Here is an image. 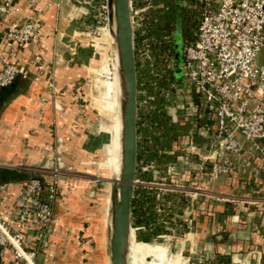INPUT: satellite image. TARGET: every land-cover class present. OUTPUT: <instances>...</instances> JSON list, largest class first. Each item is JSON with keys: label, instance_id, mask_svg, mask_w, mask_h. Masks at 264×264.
<instances>
[{"label": "crops", "instance_id": "crops-1", "mask_svg": "<svg viewBox=\"0 0 264 264\" xmlns=\"http://www.w3.org/2000/svg\"><path fill=\"white\" fill-rule=\"evenodd\" d=\"M67 1L70 0H38L43 9L39 14L43 37L27 45L14 60L32 72L35 68L30 60L36 53L55 60L59 93L45 81L34 78H19L12 88L0 89V214L9 219L15 211L16 198L30 174L25 169L48 170L58 167L61 161L64 168L60 169L55 219L39 249L38 264H110L109 195L101 193L107 190L106 185L96 175L100 168L97 161L112 142L108 161L113 166L115 142L112 128H106L99 111L87 103V86L83 81L89 76L90 62L73 64L69 57L88 44L81 39L75 41L76 35L67 33L70 26L67 18L73 9L65 8L69 5ZM19 6L20 13L13 20L20 23L33 12L28 0H19ZM60 22L65 24V30L62 29L57 62ZM3 26L0 23V28ZM78 33L80 36L83 32ZM66 51L68 57L63 54ZM174 99L165 103L173 111L189 102L186 96ZM210 148L209 143L206 149ZM235 167L229 175L217 179L199 171L176 176L179 189L175 191L188 196L190 205L183 214H177L187 230L170 235L177 241H190V253L195 254L199 263L205 258L211 264L217 257L231 262L241 253L242 264H264V170L258 159L246 154L236 158ZM5 172L12 174L7 180L3 179ZM158 173L155 170V181L150 185L164 197L169 189L161 187L166 183L158 182ZM240 230H248L249 237L239 236ZM160 235L168 234L160 232ZM28 245L31 246L30 240ZM150 250L144 252L141 243L133 244L132 262L134 255H138L140 264H145L147 255L159 257L156 251L165 255L161 249L154 251L150 247ZM12 260V252L7 250L5 261Z\"/></svg>", "mask_w": 264, "mask_h": 264}, {"label": "built area", "instance_id": "built-area-1", "mask_svg": "<svg viewBox=\"0 0 264 264\" xmlns=\"http://www.w3.org/2000/svg\"><path fill=\"white\" fill-rule=\"evenodd\" d=\"M195 4L201 19L185 44L184 79L196 103L189 105L193 114L186 122L202 131L211 148L198 146L193 131L180 140L183 155L177 161L197 162L203 167L200 173L217 179L236 169V158L224 152L231 151L258 159L264 170V64L256 63L264 49V0H195ZM28 5L33 13L19 23L13 20L21 10L19 0H0L4 25L0 28V89L18 78H34L59 93L55 60L36 53L30 60L34 72L14 61L22 49L43 37L39 19L43 9L38 0H28ZM139 13L133 10L134 17ZM170 94L165 90L166 98ZM171 165L168 172L175 178ZM25 170L33 176L25 180L15 211L9 219L0 214V264H38L39 249L54 222L60 168ZM7 250L13 256L9 262Z\"/></svg>", "mask_w": 264, "mask_h": 264}, {"label": "trees", "instance_id": "trees-1", "mask_svg": "<svg viewBox=\"0 0 264 264\" xmlns=\"http://www.w3.org/2000/svg\"><path fill=\"white\" fill-rule=\"evenodd\" d=\"M75 1L80 3L88 0ZM181 3L182 0H133L134 12L140 10L138 15L135 14L139 100L146 99L147 105L140 107L138 114L137 179L140 184L133 200L132 225L136 229L137 240L148 243L153 242L160 232L184 233L187 230L186 223L177 218V214H183L190 205L189 197L185 194L172 191L164 197L159 196V191L148 185L155 181V170L159 172L158 179L168 178L170 165L183 155L179 147L180 140L192 130L195 142L200 146L207 141L204 134L195 130L194 125L187 123L186 119H179L173 110L165 108V90L173 85L178 86L184 78L182 51L177 42L183 37L186 43L197 32V26L193 27L195 31L187 27L191 11ZM200 19L199 11V22ZM180 24L182 34L178 29ZM93 53V48L80 47L69 57H72L73 64L81 65L88 63ZM14 83L1 89L12 88ZM185 96L190 105L196 103L194 95L192 97L185 93ZM207 164L210 166L211 162ZM10 174L5 172L3 179L10 178ZM31 176L33 174L30 173L28 178ZM217 263L229 264L230 261L217 257Z\"/></svg>", "mask_w": 264, "mask_h": 264}, {"label": "water", "instance_id": "water-1", "mask_svg": "<svg viewBox=\"0 0 264 264\" xmlns=\"http://www.w3.org/2000/svg\"><path fill=\"white\" fill-rule=\"evenodd\" d=\"M108 32L110 35L109 49L114 68L115 83V126L112 127V140L116 134L114 127L119 126V167L113 171L110 181L109 213H108V250L110 264H132L131 242L136 240V231L132 223L133 200L138 185V114L139 89L138 66L135 41V20L132 0H106ZM73 20L71 15L67 18ZM57 62L61 54V41L63 39L61 26L58 30ZM58 64V63H57ZM179 64V63H178ZM182 81V80H181ZM181 86V82H179ZM185 84V83H184ZM99 93L96 92L97 96ZM59 107V106H58ZM198 133H202L201 130ZM203 134V133H202ZM208 142L203 148H207ZM226 155L239 158L240 155L231 151H224ZM60 161V160H59ZM63 169L61 161L58 164ZM172 173L176 176L188 171H202L201 164L183 160L171 165ZM2 171L0 170V178ZM55 219V216H54ZM51 230V228H50ZM247 234L248 230H240L239 236ZM164 245L169 248L171 239L166 238ZM176 255H184V251L191 250L190 241L178 240L175 245ZM243 254L239 253L237 260L229 264H242Z\"/></svg>", "mask_w": 264, "mask_h": 264}, {"label": "rangeland", "instance_id": "rangeland-1", "mask_svg": "<svg viewBox=\"0 0 264 264\" xmlns=\"http://www.w3.org/2000/svg\"><path fill=\"white\" fill-rule=\"evenodd\" d=\"M67 3H69V5L64 4L66 5L65 8L68 7L70 10L73 8L69 14L71 15V17H73V20L69 22L70 26H68L67 28V33L71 34V36L76 35L75 41L76 39H81V41L84 44L86 43L88 44L86 45L87 47L93 48V51H94L93 53L94 55L92 57L93 60L92 61L89 60L90 63L87 64L90 69V72H88L89 76L86 77V79L83 81L87 86V93H88L87 103H91L93 107H95L99 111L101 116L104 118L105 127L112 128L115 124V110H114L115 107H114V95H113L114 68H113V65L111 64V58H110L111 57V52L109 49L110 35L107 30L108 20H107L106 0H88V1H81L80 3L76 2L75 0H70V1H67ZM181 5L184 8H187L188 10L191 11V14L187 18L186 24L189 29L192 28L191 30L195 31L196 28H193V27L197 26V29H198V26H199V23H198L199 22V11H198V8L195 2H193L192 0H182ZM134 20H135V17H134ZM60 23H61V29L65 30V24H63L62 22ZM178 29L182 34L181 24L178 25ZM78 32H83V33L80 34V36H78L79 34ZM69 39H71V37H69ZM93 40L95 42H92ZM91 43H95L96 46L95 47L92 46ZM177 44L178 46H180L179 48L182 51V58L184 62V50H185L186 43L184 42L183 37H181V41L177 42ZM67 53H69V51L68 52L66 51L63 53L65 57L66 56L68 57ZM141 57H143V55H141ZM256 63L258 65L264 64V49L261 50V52L257 55ZM103 81L107 82L108 84V91L106 93L103 92L102 87H101V83H103ZM186 88H187V85H186ZM169 91L171 94L169 97L166 98L167 101L173 97L175 99L176 97L184 98L185 97L184 93H186L184 91H182L184 93H181V90L178 88V86H174V85L171 86ZM96 92H100L99 95H101V98H100L101 106H98V103L96 102V95H95ZM192 93L193 92H190L189 95H192ZM146 105H147L146 99L139 100V109L140 107H145ZM165 108L169 111H172V108H169V106L165 105ZM109 117H111V119ZM191 133H193V130L189 134ZM112 143L110 144V146L107 147V149H105L102 152V155L100 157L101 159L97 161V165L100 168H98L97 170L98 173L96 176L100 178V180L103 181V183H105L106 189H107L106 191H108V193L106 191L102 192V190H101V193L102 194L106 193V195L110 194V186H111L110 177L113 171V168L111 167V164L108 161L109 152L113 145ZM196 144L200 146L198 143ZM189 172L192 173V171H189ZM167 177L168 178L164 177L165 179L158 180V182L166 183V185H162L161 187L170 189V190H166L165 192L171 193L173 191L174 193H177V194H184V193L174 190V189H179L178 187L175 186V184L177 183V181H175L176 177L172 178L169 174L167 175ZM108 203H109V196H108ZM177 218L179 217L177 216ZM176 231L179 232L178 229H176ZM166 238L171 239L170 248L164 245V240ZM176 242L177 240L174 238V235H170V234L164 237H157L151 243L138 241L137 237H136V240H134V244L136 243L137 244L138 243L152 244L150 245V247L159 246L160 248L166 250L167 253L166 252L164 253L166 255L161 254L159 251L155 252L156 256L163 255L164 257L162 259H155L154 256H151V255L148 257L146 256L147 264H153L156 261L158 262L165 261L166 262L165 264H170L169 263L170 260L172 261L171 264H176L177 262L175 263L174 261V256L176 255V252H177L175 249ZM150 247H145L144 252L151 251ZM194 255L195 254L190 253V251H184L183 260L178 261L177 264H207L208 263L207 259L205 258H201L202 261L199 263V259L195 258L196 256ZM216 259L217 258L213 259L211 264H215Z\"/></svg>", "mask_w": 264, "mask_h": 264}, {"label": "bare ground", "instance_id": "bare-ground-1", "mask_svg": "<svg viewBox=\"0 0 264 264\" xmlns=\"http://www.w3.org/2000/svg\"><path fill=\"white\" fill-rule=\"evenodd\" d=\"M111 63H112V60H111ZM101 87H102V90H103V92H107L108 91V84H107V82H105V81H103V83H101ZM113 95H114V92H115V83L113 82ZM100 92H101V90H100ZM100 92H98L99 94H100ZM97 95L96 96V102L98 103V106H101V101H100V98H101V95ZM114 107H115V97H114ZM114 126H115V124H114ZM118 131H119V126H117V128H115L114 127V132H115V134H116V138L114 137L113 138V141L115 142V145H114V160H113V166H112V168H113V171H115V170H117L118 169V167H119V162H118V158H119V138H118ZM113 171H112V173H113ZM134 237L132 238V242H131V248H132V245L134 244ZM137 244V243H136ZM150 245H152V244H145V243H141V246L143 247V248H145V247H150ZM167 246V245H166ZM151 248H153V250L154 251H156V250H158V249H161L162 251H164V252H166V250H164V249H162V248H160L159 246H154V247H151ZM167 253V252H166ZM146 255V254H145ZM166 255V254H165ZM169 255V254H168ZM140 256V255H139ZM149 255H147V257H148ZM159 256V255H158ZM170 256V255H169ZM131 257V263L132 264H140V261H139V258H138V255L136 256V255H134V257H133V262H132V256H130ZM160 258H163L164 256L163 255H160L159 256ZM159 257H157V258H155V259H160ZM145 260H146V256H145ZM181 260H183V256L181 255V254H178V255H175L174 256V261H175V263L177 262L178 263V261H181ZM171 260L169 261V263L171 264ZM176 263V264H177ZM155 264H165V263H163V262H158V261H156L155 262Z\"/></svg>", "mask_w": 264, "mask_h": 264}, {"label": "flooded vegetation", "instance_id": "flooded-vegetation-1", "mask_svg": "<svg viewBox=\"0 0 264 264\" xmlns=\"http://www.w3.org/2000/svg\"><path fill=\"white\" fill-rule=\"evenodd\" d=\"M180 82H181L182 85L181 86L178 85V88L181 90V93L186 92L189 95V92H188V90L186 88V81H185V79L183 78L182 81H180ZM182 91H184V92H182ZM192 97H193V95H192ZM185 104H183L182 108L179 109L178 111L177 110L174 111V113L178 116L179 119H181V118L182 119H188L193 114V108H190V106H189L190 104L189 103H185Z\"/></svg>", "mask_w": 264, "mask_h": 264}]
</instances>
